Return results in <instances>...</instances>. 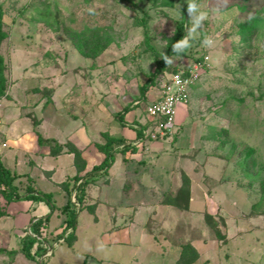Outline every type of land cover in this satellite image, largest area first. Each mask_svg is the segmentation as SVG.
Here are the masks:
<instances>
[{
  "label": "rangeland",
  "instance_id": "rangeland-1",
  "mask_svg": "<svg viewBox=\"0 0 264 264\" xmlns=\"http://www.w3.org/2000/svg\"><path fill=\"white\" fill-rule=\"evenodd\" d=\"M188 1L133 0L130 4L119 0H0L7 32L0 47L6 65V102L12 100L16 112L29 118L22 126H32L31 122L35 126L38 118L34 111L39 112L34 107L44 100L43 108H47L50 102L46 101L52 99L57 88L55 107L62 104L59 108L70 116L84 117V99L92 103L94 115L102 106L110 113L121 112L140 99L141 116L149 121L139 88L154 71L157 56H165L175 23ZM196 4L205 19L190 37L200 40L195 47L197 57L207 55L210 59V69L193 86L198 90L192 97L193 104L188 103L193 122L202 129L197 150L189 156L198 160L193 168L197 174L194 183L183 175L181 187L171 194L169 200L175 202L171 204L179 214L170 222L172 229L159 224L158 217L165 212H155L148 215L150 220L143 230L157 238L161 253L176 257L171 264H178L182 246L187 244L198 252L192 264H264V27L248 38L239 33L253 21H264V0H196ZM191 27L189 17L188 34ZM85 28L106 38V48L96 59L79 54L70 38ZM168 61L156 85L146 93L151 97L161 95L162 85L172 72L190 64L189 58L177 55ZM51 116L47 123L59 122ZM113 120L117 122L115 116L110 117L111 123ZM176 132L177 128L173 136ZM38 171L35 168L34 175ZM162 173L157 172L156 178L162 183L169 181L168 174ZM62 180L61 173L53 181L33 178L58 207L68 200L58 186ZM14 184L20 185L17 179ZM19 192L22 194L21 188ZM169 197H162L161 202L167 203ZM194 199L206 206L212 201V206H199L194 214L189 210ZM53 216L51 225H62L65 214L61 209ZM99 218L96 224L93 216L83 211L76 224V246L63 241L54 248L52 258L24 263L80 264L87 254L94 259L117 257L122 264L128 263L125 247L93 242L109 223L106 211L100 212ZM148 253L141 250L140 258L149 260ZM22 261L21 257L14 264Z\"/></svg>",
  "mask_w": 264,
  "mask_h": 264
},
{
  "label": "crops",
  "instance_id": "crops-1",
  "mask_svg": "<svg viewBox=\"0 0 264 264\" xmlns=\"http://www.w3.org/2000/svg\"><path fill=\"white\" fill-rule=\"evenodd\" d=\"M58 89L54 91L47 108H43L45 105L44 100H41L34 107L39 112V114H36L33 110L38 118L35 126L32 122V126H22V122L30 121L29 118L22 116V113H17L16 108L13 107L14 102L7 100L2 114L3 124L0 128V140L8 144L6 148L0 147V158L4 167L18 176L17 181L20 183L19 188H21L22 193L31 184L38 192L49 195V193L34 184V176L53 181L55 175L61 173L63 180L58 183V186H61V189L65 191L62 188L63 183L75 176L83 177L105 160L106 152L102 150L103 147L106 148L107 144L113 142L123 141L124 144L120 143L114 146L113 161L107 172L98 173L94 177V181L86 187L84 204L78 213V218L80 213L84 211L92 215L94 222L97 224L100 220V212L106 211L108 213V226L94 237L93 242L109 247H125L129 255L126 264L174 263L176 257L161 253L159 246H157L159 243L157 238L149 235L143 228L147 226L148 220H150L148 215L155 212H165V216L158 217L159 224L163 223L164 227L172 229L173 225L170 222L179 214L172 207L175 202H170L169 199H172L171 196L181 187L183 175L194 183L196 171L193 168L198 160L189 156L197 150L196 148L200 143L199 138L202 135L201 127L198 123L193 122L190 115L191 105L193 104L192 97L194 98L196 95V87L191 89L189 101L191 105L189 103L187 106L182 105L178 108L176 135L172 138L155 141L144 140L143 138V131L152 129V124L147 118L141 116L140 99L126 107L128 110L122 113V118L118 117L120 112L117 113L114 110V113H110L103 106L94 115L93 108H91L92 103H88L84 99L83 104H81L84 106V117L81 118L75 114L70 116L67 112L62 111L59 108L63 107L62 104L57 108L55 107L54 96ZM66 93L64 92L61 95V102ZM148 94L143 97L145 105L157 98ZM76 103L80 105L79 102ZM51 114L56 116L54 120L58 119L59 122L47 123ZM111 116H115L117 122L113 120L111 123ZM5 117L8 118V121L5 120ZM63 119L67 121L61 123ZM138 131H141L142 134L139 135ZM38 135L44 140H53L54 143L52 145H40ZM141 139L143 141L139 143ZM55 143L62 146L63 151L59 155L52 156L51 147ZM68 144L80 153L81 162L78 166L75 164L74 154L67 152L66 145ZM124 147L132 148V150L126 149L125 152H121ZM10 152H13L12 156H6ZM20 154L21 158L19 157ZM51 159H55V161L51 162ZM27 165L32 168L30 170L25 169L24 167ZM80 167L81 170H79ZM35 168L39 169L37 175H34ZM18 169L21 172H18ZM160 171L161 174H163V171L165 175L168 174L169 181L162 183L160 179L156 178V173ZM72 183L70 182V186ZM169 195L167 203L161 202L162 197L166 198ZM68 200L61 207L65 206ZM194 200L189 203L190 211L194 212V209H198L199 206H203V209L212 206V201L206 206L201 203L202 200ZM48 205L43 201L36 202L26 199L9 202L0 193V213H3L0 216V261L15 259L13 263H7L14 264L21 257L23 258L22 264L37 261L38 257H35L34 260L27 259L21 248L23 239L28 235V230H32V224L39 219L48 217L47 236L50 244L54 242L53 238L55 236L62 234L65 218L62 225H51L54 213L61 207L55 205L52 210L51 206L49 208ZM146 215L147 218L144 219ZM155 217H157V214ZM77 242L78 236L75 229V241L72 246H76ZM145 242L147 246L145 245L142 249L141 245ZM170 244L172 245L171 242ZM146 249L149 251L147 255L152 257L149 260L140 258V251H146ZM54 251L50 256L51 258ZM87 255L88 257H85L80 264H98V262L110 261V259L111 264H122L120 258L117 257L107 258L103 256L94 259L93 256ZM40 257H42L39 259L40 262L50 258H43V255ZM61 263L67 264L65 262Z\"/></svg>",
  "mask_w": 264,
  "mask_h": 264
},
{
  "label": "trees",
  "instance_id": "trees-1",
  "mask_svg": "<svg viewBox=\"0 0 264 264\" xmlns=\"http://www.w3.org/2000/svg\"><path fill=\"white\" fill-rule=\"evenodd\" d=\"M119 1L134 4L133 0H119ZM191 2L196 3V0H189L188 3L184 5L181 9V17L176 21L173 36L168 40L167 51L165 53V56L162 58H158L157 56L156 66L154 68V71L151 73V75L146 80V82L140 86L139 89L141 92L142 99H144L143 97H145L149 88L156 85L158 76L164 72L167 64L165 58H167L168 60L173 55L189 58L190 59L189 65H191L194 62H200L203 60L204 56L197 57L195 53V47L196 45H198L196 43H198L200 40L196 39L195 37H189V34L187 32L189 15L186 9L188 7V4ZM263 27H264V21L258 19L257 21H253L247 24V26H243L240 29L239 33L242 36L248 38L251 37L254 33H256L257 30L262 29ZM185 37H189L188 46L187 47L181 46L177 48L176 46ZM6 38H7V32L4 31L3 11L0 8V47L2 42ZM70 38H72L73 44L75 45L78 53L87 59L98 58L106 48V38L102 37L101 34L89 28H85L79 32H75V34H72V37ZM5 69H6V65H5L4 57L0 53V97L4 95L7 89V78L4 74ZM194 86H197V84H195ZM49 102H51L50 97L47 99L46 103ZM127 110L128 108H125L123 111H121L118 114V117L122 118L123 116L122 113L126 112ZM138 134L141 135L142 134L141 131H138ZM38 143L40 145H45V144L52 145L54 141L44 140L40 135H38ZM120 143L124 144L123 141H117L107 144L108 146L106 148L103 147L102 150L106 152V158L100 165L94 167L91 172L85 174L83 177L75 176L74 178L69 179L62 184V188L67 192L69 200L68 203L61 208V211L65 214V225L62 230V234L55 236L53 238L54 241L63 237V233H65L68 229H71L72 231L65 237L64 241H66L69 244L74 243L75 229H76V223L79 213L78 211L79 209L77 208L78 206L82 207L84 204L85 189L90 183L94 181V177L98 173L107 172V170L111 166V162L113 161V157H114L113 148L116 144H120ZM66 146H67V152L74 154L75 164L76 166H78L79 163L81 162L79 151L69 144ZM126 149L132 150V148L130 149L124 147L121 152H125ZM62 151H63V147L57 145L56 143L54 146L51 147L52 156L59 155ZM81 169L82 168L80 167L79 170ZM17 177H18L17 175L13 174L9 169L4 167L0 158V193L5 200L9 202L18 201L22 199L33 200L36 202L43 201L51 205L52 210L55 208V205L52 203L50 195L42 194L38 192L34 187L31 186V184L27 186L26 191L21 194L19 192V187L14 184V181L15 179H17ZM70 182H73L71 186H70ZM73 193H75V202L77 203L78 206L72 203L71 201ZM2 215L3 213H0V216ZM47 222H48V217L35 221L32 224V231L38 235H41L42 229H46L47 231ZM22 244L23 245L21 251L25 255V257L29 260H34L35 257L36 258L40 257L46 252V247L41 242H38L36 239H33L28 235H26V237L23 239ZM34 245H36L35 250H34ZM197 258H198V252L192 245L190 244L183 245L181 256L180 259L178 260V264H192L197 260Z\"/></svg>",
  "mask_w": 264,
  "mask_h": 264
},
{
  "label": "built area",
  "instance_id": "built-area-1",
  "mask_svg": "<svg viewBox=\"0 0 264 264\" xmlns=\"http://www.w3.org/2000/svg\"><path fill=\"white\" fill-rule=\"evenodd\" d=\"M209 60V56L205 55L202 61L194 62L188 65L186 69L184 68L172 73L169 79L165 81L161 88V95L146 106V114L152 124V129H149L150 132L143 131L144 140H163L174 135L178 108L189 103L192 87L199 82L202 75L210 69ZM6 97L7 93L5 91L4 95L0 97V128L3 124L2 114L6 103ZM142 141L143 139H141L139 143ZM7 145L6 142L0 143L1 148H6L8 147ZM72 203L77 205L75 202V193L72 194ZM71 231V229H68L65 232V237ZM27 234L46 247L43 258L50 257L54 248L65 239V237H61L50 244L48 242L46 229H42L41 235L34 233L30 229ZM38 259L40 258L38 257Z\"/></svg>",
  "mask_w": 264,
  "mask_h": 264
},
{
  "label": "clouds",
  "instance_id": "clouds-1",
  "mask_svg": "<svg viewBox=\"0 0 264 264\" xmlns=\"http://www.w3.org/2000/svg\"><path fill=\"white\" fill-rule=\"evenodd\" d=\"M186 10L192 21V27L189 30L190 37L191 34L195 32V29L199 27L201 25V22L205 19V13L199 10L198 5L195 2L189 3ZM189 37H185L176 47H187ZM205 43L207 44L209 43V41L206 39ZM165 60L166 62H169L167 58H165Z\"/></svg>",
  "mask_w": 264,
  "mask_h": 264
}]
</instances>
